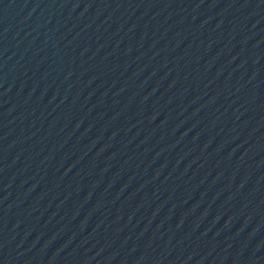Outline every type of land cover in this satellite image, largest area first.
<instances>
[{"label": "water", "instance_id": "1", "mask_svg": "<svg viewBox=\"0 0 264 264\" xmlns=\"http://www.w3.org/2000/svg\"><path fill=\"white\" fill-rule=\"evenodd\" d=\"M0 264H264V0H0Z\"/></svg>", "mask_w": 264, "mask_h": 264}]
</instances>
